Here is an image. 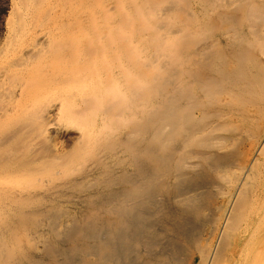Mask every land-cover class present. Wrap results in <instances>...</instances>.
Masks as SVG:
<instances>
[{
  "label": "bare ground",
  "instance_id": "6f19581e",
  "mask_svg": "<svg viewBox=\"0 0 264 264\" xmlns=\"http://www.w3.org/2000/svg\"><path fill=\"white\" fill-rule=\"evenodd\" d=\"M0 264H264V0H10Z\"/></svg>",
  "mask_w": 264,
  "mask_h": 264
},
{
  "label": "rangeland",
  "instance_id": "374dc122",
  "mask_svg": "<svg viewBox=\"0 0 264 264\" xmlns=\"http://www.w3.org/2000/svg\"><path fill=\"white\" fill-rule=\"evenodd\" d=\"M10 9V0H0V30L4 26V22L8 16Z\"/></svg>",
  "mask_w": 264,
  "mask_h": 264
}]
</instances>
